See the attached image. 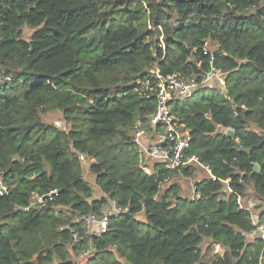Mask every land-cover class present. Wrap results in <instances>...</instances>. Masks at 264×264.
I'll list each match as a JSON object with an SVG mask.
<instances>
[{
	"label": "trees",
	"instance_id": "trees-1",
	"mask_svg": "<svg viewBox=\"0 0 264 264\" xmlns=\"http://www.w3.org/2000/svg\"><path fill=\"white\" fill-rule=\"evenodd\" d=\"M155 69L225 75L224 88L172 104L191 133L186 153L211 172L189 201L163 185L201 168L153 165L158 175L149 176L131 142L133 124L148 126L155 110L139 94ZM48 111L70 129L44 124ZM78 153L94 160L101 198ZM0 173V264H74L71 253L91 246L86 264H264V241L243 235L252 216L264 228V211L242 202L248 187L264 200V0H0ZM51 191L44 208L30 205ZM108 200L122 212L100 237L85 236L74 219L99 214ZM205 239L220 255L209 263Z\"/></svg>",
	"mask_w": 264,
	"mask_h": 264
},
{
	"label": "built area",
	"instance_id": "built-area-1",
	"mask_svg": "<svg viewBox=\"0 0 264 264\" xmlns=\"http://www.w3.org/2000/svg\"><path fill=\"white\" fill-rule=\"evenodd\" d=\"M204 51H207V43ZM214 79L217 85L224 86V75L214 69L211 72L202 75L198 80L196 75L188 77L174 73L172 75L162 76L158 69L151 70V79L142 82V92H139L144 98H153L155 100V110L149 117L148 126L137 121L132 126L131 142L137 150L139 167L149 176L158 175V169L167 172L176 171L177 169L187 170L190 167H199L211 178V172L207 165L199 162L194 154L188 155L186 152L190 148L191 133L185 124L178 121L172 112V104L181 103L193 96L194 93L201 91L206 82ZM148 127L152 130L148 131ZM231 130V129H230ZM78 160L81 167L87 165L88 159L78 153ZM156 165L158 169L153 171L152 167ZM161 167V168H160ZM195 192L193 188V193ZM7 188L2 180L0 173V195H5ZM56 191L42 196H34L31 206L42 208L47 201H51ZM193 197V195H192ZM240 203V198L237 199ZM249 210L247 207H242ZM122 212V208L115 200H108V204L99 214L90 213L84 217H76L74 222H80L83 226L84 234L87 237L98 238L103 235L109 223V217ZM251 223L254 229L243 234L246 241L255 242L256 240L264 241V228L257 225L252 216ZM77 235L74 239L77 241ZM85 251L81 257L89 254ZM220 255H216L215 258Z\"/></svg>",
	"mask_w": 264,
	"mask_h": 264
},
{
	"label": "rangeland",
	"instance_id": "rangeland-1",
	"mask_svg": "<svg viewBox=\"0 0 264 264\" xmlns=\"http://www.w3.org/2000/svg\"><path fill=\"white\" fill-rule=\"evenodd\" d=\"M32 32H33L32 29H30L27 26H24L22 28V38L28 40ZM202 88L218 89L219 85H217L214 79H212L211 81L206 82ZM202 95H209V92L205 91L203 93L198 94L197 96L201 97ZM41 119L44 124L52 125L61 131L67 132L70 129V125L65 123L63 115L60 111H48L42 114ZM250 129L255 130L257 132L259 131L252 123L250 124ZM92 163H94V160L88 159L87 165L83 167V171H82L83 178L91 186L93 191V198H101L103 194L100 191V189L95 185L94 176L89 172L88 169L89 165H91ZM206 175L207 172L206 171L204 172L201 169L193 170L191 177H185L184 175L178 173L177 175H173L171 178H169L168 181H166L167 183L163 185V188L166 189L170 185L175 184L178 186L179 196L189 201L188 199H191L193 195V188L195 182L202 178L207 177ZM228 181L229 180H227V182ZM242 202L245 203V205L251 209L253 214L257 215V213L264 211V200L258 199L250 187H248L245 196L242 197ZM137 219L144 220L142 215H138ZM201 251H202L201 253L202 260L208 261V263L211 262L218 254L217 247L213 244V242L210 239L204 240L203 244L201 245ZM92 254H90L88 257L84 259H80L72 252L71 256H69V259L73 261L74 264H86L88 262V258L92 257Z\"/></svg>",
	"mask_w": 264,
	"mask_h": 264
},
{
	"label": "clouds",
	"instance_id": "clouds-1",
	"mask_svg": "<svg viewBox=\"0 0 264 264\" xmlns=\"http://www.w3.org/2000/svg\"><path fill=\"white\" fill-rule=\"evenodd\" d=\"M224 75V74H223ZM224 84H225V75H224ZM219 87H223L224 88V86H219ZM137 122V121H136ZM225 130H227V129H225ZM223 131L224 130H222L221 132L223 133ZM232 131V130H231ZM1 176H2V174H1ZM3 180V179H2ZM4 182V181H3ZM192 199V198H191ZM32 200H33V197H32V199H31V202H32ZM30 202V203H31ZM33 207H35V206H33ZM35 208H38V207H35ZM42 208H44V207H42ZM42 208H38V209H42ZM78 237V236H77ZM78 239V238H77ZM74 241H76L75 239H74ZM95 249H94V247L93 246H91V247H89V249H87V250H85V251H90V253L89 254H87L86 256H89L90 254H92V252L94 251ZM85 251H83V252H85ZM82 252V253H83ZM81 253V254H82ZM81 254L79 255V258L81 259V258H83V257H81Z\"/></svg>",
	"mask_w": 264,
	"mask_h": 264
},
{
	"label": "water",
	"instance_id": "water-1",
	"mask_svg": "<svg viewBox=\"0 0 264 264\" xmlns=\"http://www.w3.org/2000/svg\"><path fill=\"white\" fill-rule=\"evenodd\" d=\"M224 135H226L227 137H234V133L233 131H231L230 129H227V130H224L223 131ZM258 171V168L255 166L254 167V172H257Z\"/></svg>",
	"mask_w": 264,
	"mask_h": 264
}]
</instances>
